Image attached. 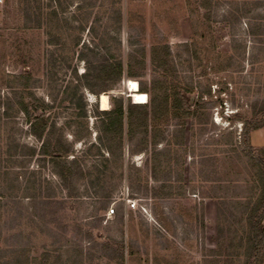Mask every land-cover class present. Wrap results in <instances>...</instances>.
I'll use <instances>...</instances> for the list:
<instances>
[{
  "label": "rangeland",
  "instance_id": "obj_1",
  "mask_svg": "<svg viewBox=\"0 0 264 264\" xmlns=\"http://www.w3.org/2000/svg\"><path fill=\"white\" fill-rule=\"evenodd\" d=\"M112 57L120 82L85 77ZM129 80L176 91L190 115L159 120L147 148L125 121L109 154L99 97L135 104ZM263 110L264 0H0V264H244L260 187L241 138ZM40 117L80 160L70 190L40 154ZM250 140L264 148V128Z\"/></svg>",
  "mask_w": 264,
  "mask_h": 264
},
{
  "label": "trees",
  "instance_id": "obj_2",
  "mask_svg": "<svg viewBox=\"0 0 264 264\" xmlns=\"http://www.w3.org/2000/svg\"><path fill=\"white\" fill-rule=\"evenodd\" d=\"M170 50L168 46L156 45L152 49V61L156 68L164 69L169 64ZM83 58V57H82ZM110 61H105L98 66L88 61V70L85 77L93 73V80L101 81L105 75L108 82L116 84L123 79L124 66L120 59L112 57ZM129 78L141 77L139 73L134 72L132 64L127 65ZM84 74V75H85ZM92 82V81H91ZM159 82L153 81L150 88L140 83L139 92L150 94L151 99L146 104H128L125 108L123 99H116L113 109L101 111L104 116L101 119L99 130L98 149H105L109 154L113 153L112 141H118L122 149V139L124 135V122L127 123L128 135L133 139L137 133L144 134L146 148L149 141V129L155 131L159 120L169 115H177L183 112L181 117H188L190 114L183 109L184 102L176 91H170L166 87L159 86ZM86 87L91 89L93 85L87 79ZM105 92V91H103ZM22 110L29 121H31V111L25 103H21ZM39 109V108H38ZM35 108V111H38ZM48 105H43L42 110H49ZM85 106L82 107V110ZM33 112V111H32ZM239 120L241 117H238ZM48 121V120H47ZM43 118H38L36 124H31L32 133L42 141L40 154L49 158L54 172L59 177L63 187L70 190L71 184L78 175L83 176L84 173L80 166V160L74 157L69 161L72 152L71 146H64L60 138H56L57 128L55 124L49 123ZM36 126H39L36 128ZM264 128V110L251 120H244V129L242 131V144L244 150L253 160L254 165L258 169L257 177L260 187V194L256 200L250 203L247 214V222L249 227V240L246 252V260L244 264H261L264 259V148L255 150L251 145V134ZM151 145L155 147L158 144V137L153 134ZM154 162V159H153ZM155 168V167H154Z\"/></svg>",
  "mask_w": 264,
  "mask_h": 264
},
{
  "label": "bare ground",
  "instance_id": "obj_3",
  "mask_svg": "<svg viewBox=\"0 0 264 264\" xmlns=\"http://www.w3.org/2000/svg\"><path fill=\"white\" fill-rule=\"evenodd\" d=\"M127 91L135 104H146L147 95L139 92V84L136 81L129 80L126 83ZM99 104L102 111H107L110 108V100L106 94L99 97Z\"/></svg>",
  "mask_w": 264,
  "mask_h": 264
},
{
  "label": "built area",
  "instance_id": "obj_4",
  "mask_svg": "<svg viewBox=\"0 0 264 264\" xmlns=\"http://www.w3.org/2000/svg\"><path fill=\"white\" fill-rule=\"evenodd\" d=\"M136 207V205L135 204H132V208L134 209ZM114 210H111V212L109 213V215H113L114 214Z\"/></svg>",
  "mask_w": 264,
  "mask_h": 264
},
{
  "label": "water",
  "instance_id": "obj_5",
  "mask_svg": "<svg viewBox=\"0 0 264 264\" xmlns=\"http://www.w3.org/2000/svg\"><path fill=\"white\" fill-rule=\"evenodd\" d=\"M128 97L131 98L130 95Z\"/></svg>",
  "mask_w": 264,
  "mask_h": 264
}]
</instances>
